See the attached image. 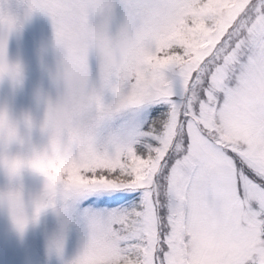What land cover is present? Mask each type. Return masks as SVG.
<instances>
[{"label": "snow or ice", "instance_id": "obj_1", "mask_svg": "<svg viewBox=\"0 0 264 264\" xmlns=\"http://www.w3.org/2000/svg\"><path fill=\"white\" fill-rule=\"evenodd\" d=\"M24 2L81 44L82 103L27 162L0 163L45 178L35 218L86 226L70 264H264V0ZM21 23L0 6V78L21 72L7 60ZM0 201L23 232V189Z\"/></svg>", "mask_w": 264, "mask_h": 264}, {"label": "rangeland", "instance_id": "obj_2", "mask_svg": "<svg viewBox=\"0 0 264 264\" xmlns=\"http://www.w3.org/2000/svg\"><path fill=\"white\" fill-rule=\"evenodd\" d=\"M5 11L18 16L22 22L11 32L7 40V60L22 69V84H15L8 76L0 78V109L7 108L9 116L19 121L23 143H13L7 148L0 146V157L24 154L28 149L42 150L48 138L37 128L31 135L23 122V115L31 113L39 123L44 116V106L35 99L37 90L52 91L48 73L41 65L39 51L47 45L45 58L48 67L54 65L52 45L55 28L51 17L44 12H34L25 19L27 4L24 0H0ZM98 64L93 63L94 73ZM45 178L25 169L19 177H11L0 163V193L17 187L23 189L29 222L21 232L15 225L5 201H0V264H70L82 251L86 241V226L75 216H66L56 209L48 208L35 218V201L44 190ZM81 209L88 205H79ZM63 236V255L53 249V241Z\"/></svg>", "mask_w": 264, "mask_h": 264}, {"label": "clouds", "instance_id": "obj_3", "mask_svg": "<svg viewBox=\"0 0 264 264\" xmlns=\"http://www.w3.org/2000/svg\"><path fill=\"white\" fill-rule=\"evenodd\" d=\"M49 53L47 45L41 47L39 59L41 65L48 73L52 84V91L45 92L37 90L35 99L44 106V116L39 123L33 118L31 113L23 115V122L28 129L29 135L39 129L42 135L47 136L48 142L64 132L76 117L78 107L82 103L77 97V89L80 79V69L83 60L81 44L74 38L65 37L57 39L56 33L52 45L54 55V65L48 67L45 58ZM21 69V67H20ZM12 81L19 85L22 84V69L15 79L9 75ZM24 137L21 136L19 121L10 118L7 108L0 109V146L7 148L13 143H23ZM28 149L24 154L12 156L21 162L29 160Z\"/></svg>", "mask_w": 264, "mask_h": 264}]
</instances>
